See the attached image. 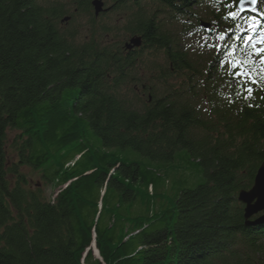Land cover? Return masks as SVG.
Returning <instances> with one entry per match:
<instances>
[{"label": "trees", "instance_id": "1", "mask_svg": "<svg viewBox=\"0 0 264 264\" xmlns=\"http://www.w3.org/2000/svg\"><path fill=\"white\" fill-rule=\"evenodd\" d=\"M91 1L0 0V264H264L237 199L264 163V53L228 39L239 0H110L114 36ZM181 164L205 180L183 187Z\"/></svg>", "mask_w": 264, "mask_h": 264}, {"label": "rangeland", "instance_id": "2", "mask_svg": "<svg viewBox=\"0 0 264 264\" xmlns=\"http://www.w3.org/2000/svg\"><path fill=\"white\" fill-rule=\"evenodd\" d=\"M256 3H257V5L264 6V0H257ZM109 5H111V2H110V0H107V11H109V9H110ZM237 9H238V7H237ZM238 10H237V12H238ZM247 10H243V11H247ZM102 14H104V12ZM102 14H99L98 16H94V17H95V19L96 18H100L98 20V22L99 21L100 22L101 21L105 22V20L107 19V23L106 24H107V27L110 30L109 31V34H110L109 36H111V35L114 36L116 34H121L122 31L119 30V28L122 25H124V23H126V14H123L121 16L118 14L119 17H116L117 14L109 12V13H107V18H105L104 15H102ZM250 16L251 15H249V17ZM253 16H256L255 18H256V20H258L257 22L253 18L252 19L248 18V15L247 16L246 15L245 16H243V15L237 16L236 17L237 20L235 22V25L232 28H230L229 30H227L228 31V35H229L228 39H230V41H231V40H233L232 38H234V39H236L237 42H240L243 45L250 46V47H252L255 50V52H258L261 49L260 46H259L260 45L259 43H260L262 37L261 38H259V37L252 38L251 34L254 32V29H258L259 23H262V22H260L261 18H262L263 24H264V14L261 12L260 9L255 7L254 12H253ZM86 25H87V23H85L84 19H82L80 17H77L75 20H73L69 24H65L63 26L76 29V32H78V35H80V36H78L79 37V42H81L84 39H85V41L89 40L86 37V36H88L87 34H88V31H89V26L86 27ZM111 29H113V30L115 29L114 32ZM208 29L211 30L212 29V25H209ZM262 29H264V28H262ZM203 30H205V29H203ZM83 32H85V33L82 35ZM259 35L260 36L264 35V30L263 31L260 30L259 31ZM187 37H188V39L186 40V43L188 45H192L193 44L195 46H198L197 44L199 43V40L202 39V32H200V33L199 32H195L192 35L187 36ZM249 37L251 39H249ZM123 39H125V38H122V40ZM213 43L211 42V47H210L211 49L214 47ZM147 54H151V53H147ZM144 56H145L146 59L147 58H151L150 60H148V62L150 61V62L153 63V68H160V67H163L165 65L163 56L160 55V54L159 55H152V54L151 55H146L145 54ZM262 58H260V61L262 60ZM156 75L157 74H155V78H156ZM173 78H170L169 82H175L174 81L175 78L174 79ZM16 134H17V131L8 130V132H7V136L8 137L6 138V139H8V142H7V145H6L7 149H8L7 151H9L8 155H9V157L12 158V160L15 159V156H14V153L12 151H10V150L12 149V147H11L12 141H13V138L15 137ZM177 164H178V162H177ZM181 165H180L181 167L179 166V168H176V169H178V171H180V173L183 175V177L181 178L182 181H184L183 184H182L183 187L192 188V187L196 186L197 184L202 183L205 180V176L204 175L198 174V173H195L193 175V173L188 169L187 165H185V164H181ZM20 171H22L24 173V175H26V177L30 181L31 185H33V186L35 184L42 185V181L40 180L39 176L37 175L38 173L36 171H34V170L30 169V168H27L25 166H23ZM189 171L192 174V179H191V177L189 175V173H190ZM171 178H173V176ZM174 178L169 180V182L171 184H173L172 180H174ZM252 186L249 189H251ZM43 189H44L45 196L47 198L51 199V198L54 197V195L56 193V189H54V187H51V186H46L45 187L44 186ZM249 189H247V190H249ZM259 214L260 213H257V215L255 214L253 217H257ZM253 217H252V219H253ZM91 247L93 249L94 255L96 257H98V252L95 249V247H93V246H91Z\"/></svg>", "mask_w": 264, "mask_h": 264}, {"label": "water", "instance_id": "3", "mask_svg": "<svg viewBox=\"0 0 264 264\" xmlns=\"http://www.w3.org/2000/svg\"><path fill=\"white\" fill-rule=\"evenodd\" d=\"M255 3H252L251 0H245L243 4L240 3V0L237 3V7L240 11L247 10L248 8H253ZM91 6L93 8L94 16L106 11V8L103 7L102 0H92ZM68 17L64 18L63 21H67ZM201 26L207 28V24H201ZM141 45V38L138 36L131 37L125 42L124 48L131 50L137 48ZM256 175L254 177L253 186L250 190L243 191L240 190L237 196L240 204L244 205L243 217L247 225H263L264 224V163L259 165ZM257 213H260L257 217H252ZM91 246H94L92 243Z\"/></svg>", "mask_w": 264, "mask_h": 264}, {"label": "snow or ice", "instance_id": "4", "mask_svg": "<svg viewBox=\"0 0 264 264\" xmlns=\"http://www.w3.org/2000/svg\"><path fill=\"white\" fill-rule=\"evenodd\" d=\"M244 2H245V0H240V3H241V4H243ZM251 2H252V3H256L257 0H251ZM229 15L234 17V16L236 15V13H231V12H230ZM249 39H251V38L249 37ZM259 51L262 52V53H264V49H260Z\"/></svg>", "mask_w": 264, "mask_h": 264}, {"label": "flooded vegetation", "instance_id": "5", "mask_svg": "<svg viewBox=\"0 0 264 264\" xmlns=\"http://www.w3.org/2000/svg\"><path fill=\"white\" fill-rule=\"evenodd\" d=\"M102 1H103V7L106 8V11H107V0H102ZM106 11H104L105 18H107V12ZM106 23H107V19L105 20V23L104 24H106ZM106 27H107V24H106ZM106 35H107V33H106Z\"/></svg>", "mask_w": 264, "mask_h": 264}, {"label": "bare ground", "instance_id": "6", "mask_svg": "<svg viewBox=\"0 0 264 264\" xmlns=\"http://www.w3.org/2000/svg\"><path fill=\"white\" fill-rule=\"evenodd\" d=\"M263 36V35H262ZM250 190V189H249ZM244 191H246V190H244Z\"/></svg>", "mask_w": 264, "mask_h": 264}]
</instances>
